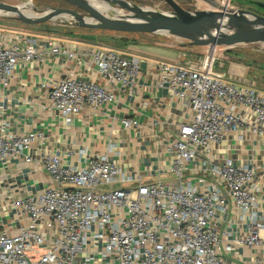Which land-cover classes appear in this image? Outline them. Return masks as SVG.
<instances>
[{"label": "built area", "instance_id": "1", "mask_svg": "<svg viewBox=\"0 0 264 264\" xmlns=\"http://www.w3.org/2000/svg\"><path fill=\"white\" fill-rule=\"evenodd\" d=\"M232 7L231 0H218ZM44 54L66 62L88 59L102 81L84 80L71 64L48 86L45 107L65 123L82 107L96 108L127 92L139 75V60L113 49L82 50L46 38L0 28V84L8 85L18 66L42 61ZM215 49L186 62L154 64L156 83L166 89L189 116L175 124L166 146L167 181H143L105 152L88 155L83 165L64 166L58 154L42 152L39 164L52 181L45 188L11 197L18 230H0V264H260L234 256L222 245L217 218L231 204L247 218L237 245L264 248L255 169L226 157L220 144L229 138H255L264 146V91L253 79L216 72ZM247 81V82H245ZM122 125L138 126L133 118ZM0 125V162L23 158L42 132L8 136ZM194 176L195 181L191 180ZM129 186H120L124 184Z\"/></svg>", "mask_w": 264, "mask_h": 264}, {"label": "crops", "instance_id": "2", "mask_svg": "<svg viewBox=\"0 0 264 264\" xmlns=\"http://www.w3.org/2000/svg\"><path fill=\"white\" fill-rule=\"evenodd\" d=\"M240 1L245 5L235 3L231 6L264 14L260 12L264 10V0ZM0 28L20 33L36 41L52 38L79 50H117L136 57L140 70L135 84L129 91L118 92L116 100L109 104L96 108L83 106L81 112L69 123H65L45 107L47 86L61 78L67 64L71 63L70 66L78 78L101 82V77L88 63L87 58L79 63L77 60L68 63L59 56L44 54L42 61H31L18 66L8 85L0 84V125L5 124L6 134L13 136L37 131L45 136L43 141L33 143L27 152L33 161L24 162L23 158L19 157L0 162V230L9 233L18 230L19 222L10 210L11 197L39 191L52 183L48 172L38 162L41 153L45 151L58 154L64 166H74L84 164L83 151L88 155L99 154L111 145L110 159L132 174H139L143 181L172 179V174L161 172L169 164L170 155L166 146L174 135L175 124L187 118L189 113L166 89L157 85L154 64L192 60V55L186 60L183 59L184 51L200 53V47L193 50L182 45L134 43L127 36L116 34L118 31L102 29H66L69 34L63 35L57 32L27 33L1 26ZM121 38L127 40L124 46L126 51L104 46L99 41L111 39L118 47ZM231 67L232 65L228 67L226 73L242 76L243 73L238 74L237 70H232ZM124 118L136 119L139 125L124 127L121 122ZM229 140L230 142L220 144L225 156L232 158L236 163L247 162L255 169L254 183L259 190L261 215V212H264V146L255 138L246 137V140L239 141L233 137ZM191 180L195 181L194 176ZM129 185L126 183L118 187ZM242 215L241 210L228 204L224 214L217 218L222 245L233 246V254L239 260L250 261L258 258L260 264H264V248L235 243V238L247 231V218L241 219Z\"/></svg>", "mask_w": 264, "mask_h": 264}, {"label": "water", "instance_id": "3", "mask_svg": "<svg viewBox=\"0 0 264 264\" xmlns=\"http://www.w3.org/2000/svg\"><path fill=\"white\" fill-rule=\"evenodd\" d=\"M67 7H49L32 14L24 7L0 0V14L27 25L50 22L58 17L72 26L118 32L162 33L186 40L189 46L230 48L240 44L264 43V15L244 8L224 9L218 0H202L209 6L186 10L175 0H163L171 10L158 11L129 0H100L112 14L100 12L91 0H62ZM63 15V16H61Z\"/></svg>", "mask_w": 264, "mask_h": 264}, {"label": "rangeland", "instance_id": "4", "mask_svg": "<svg viewBox=\"0 0 264 264\" xmlns=\"http://www.w3.org/2000/svg\"><path fill=\"white\" fill-rule=\"evenodd\" d=\"M4 2H8L11 4H24L28 0H1ZM134 1L149 8L168 12L171 8L163 1V0H129ZM182 8L186 10H194L206 8L208 4L202 0H175ZM240 3L245 5L240 0H231L230 5ZM32 5H27L24 7L25 11L30 14V11H33L31 6H35L38 10H42L44 8L49 7H67L68 4L62 0H31ZM260 12H264V10H260ZM108 14H112V12H108ZM0 26L7 29H14L17 31L27 32V33H37L42 32L44 34H50V32H57L61 34H66V29H74L78 28L72 26L69 21L63 19L62 17H58L50 22L41 23V24H33L27 25L19 21L11 20L0 14ZM85 30V29H84ZM96 30V29H94ZM46 31H48L46 33ZM116 34H123L127 36V38L131 39V41L142 42V43H158L164 46H186L187 48H191L193 50H198L196 46H189L186 40L179 39L173 36H169L162 33L156 34H147V33H120L116 32ZM48 36V35H47ZM86 36V35H85ZM102 45L107 47H112L115 49L126 51V47L122 45H118V47L114 44L115 41L111 39H103L99 40ZM132 44V43H131ZM204 47H200V53L188 52L184 51L183 59L186 60L191 57H198L203 51ZM203 50V51H202ZM215 54L217 56L215 61L216 72L222 75L224 79H228L229 74L226 73L228 67L232 65L231 69L237 70L238 74H242L243 77L247 78V80L253 79L255 86H253L257 90L264 91V43H252V44H240L235 45L230 48L217 47L215 48ZM218 59V60H217ZM233 63H237L238 65H233ZM228 72V71H227ZM247 82V81H245Z\"/></svg>", "mask_w": 264, "mask_h": 264}, {"label": "bare ground", "instance_id": "5", "mask_svg": "<svg viewBox=\"0 0 264 264\" xmlns=\"http://www.w3.org/2000/svg\"><path fill=\"white\" fill-rule=\"evenodd\" d=\"M92 1V3L94 4V6L100 11V12H104V13H108L109 11H110V8H109V6L107 5V3L106 2H104V1H100V0H91ZM205 2V1H204ZM219 3H220V5L222 6H227L226 5V3H222V2H220V1H218ZM226 2H227V0H226ZM207 3V2H206ZM208 4V3H207ZM208 6L210 7V5L208 4ZM29 11H30V14H32L33 12L29 9ZM61 16H63V15H61Z\"/></svg>", "mask_w": 264, "mask_h": 264}, {"label": "trees", "instance_id": "6", "mask_svg": "<svg viewBox=\"0 0 264 264\" xmlns=\"http://www.w3.org/2000/svg\"><path fill=\"white\" fill-rule=\"evenodd\" d=\"M252 11V10H251ZM254 12H256V11H254ZM256 13H259V12H256ZM259 14H261V13H259ZM262 15H264V14H262ZM66 34H69L67 31L65 32ZM127 40H126V38H121L120 40H119V42H120V45H122V46H125L126 45V42Z\"/></svg>", "mask_w": 264, "mask_h": 264}]
</instances>
